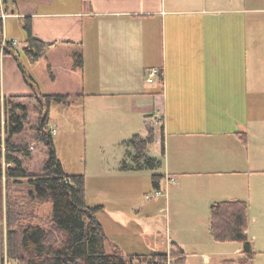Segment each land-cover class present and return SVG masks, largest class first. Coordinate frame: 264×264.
Instances as JSON below:
<instances>
[{
    "label": "crops",
    "instance_id": "0c3cea01",
    "mask_svg": "<svg viewBox=\"0 0 264 264\" xmlns=\"http://www.w3.org/2000/svg\"><path fill=\"white\" fill-rule=\"evenodd\" d=\"M26 17L36 37L54 42L37 63L60 70L50 93L79 96L59 110L78 128L91 122L100 138L147 136L149 116H161L154 141L165 174L160 187L167 176L176 182L168 195L149 199L148 216L164 251L177 243L187 264H241L243 242L217 241L210 222L213 204L243 200L252 263L264 264V0H0L4 38H17L22 50ZM79 52L83 68L75 66ZM153 68L160 74L150 82ZM67 118L50 123L55 140L64 125L71 132ZM173 206L206 214L208 227L161 233L159 214Z\"/></svg>",
    "mask_w": 264,
    "mask_h": 264
},
{
    "label": "trees",
    "instance_id": "16d2710c",
    "mask_svg": "<svg viewBox=\"0 0 264 264\" xmlns=\"http://www.w3.org/2000/svg\"><path fill=\"white\" fill-rule=\"evenodd\" d=\"M24 29L27 40L23 51L30 62L36 63L54 42L36 37L29 17L25 18ZM10 44L11 40L4 38L0 18V51L19 53ZM75 66H84L81 52L75 55ZM48 68L52 73L51 66ZM28 81L33 88L31 94L9 96L2 94L0 83V264H187L186 251L177 243L169 251L150 254L108 252L104 233L93 218L103 205L87 203L85 175L65 170L49 126L52 105L70 106L79 96L42 92L34 79ZM32 112L37 115L35 122L30 120ZM147 127V136L135 133L126 140L133 147L128 151L132 160H124L123 169L162 167V159L149 154V145L155 141L156 134L153 126ZM27 131L47 149V159L38 172L31 167L30 144L20 138ZM163 140L162 137L164 154ZM164 176L153 174L154 188L161 186ZM42 201L53 202V210L46 217L38 213L37 204ZM4 217L8 226L6 238ZM210 227L217 241L243 242L246 256L240 263L253 264L255 252L247 235L246 201L213 204ZM236 263L226 260L224 264Z\"/></svg>",
    "mask_w": 264,
    "mask_h": 264
},
{
    "label": "rangeland",
    "instance_id": "374dc122",
    "mask_svg": "<svg viewBox=\"0 0 264 264\" xmlns=\"http://www.w3.org/2000/svg\"><path fill=\"white\" fill-rule=\"evenodd\" d=\"M10 29H16L17 31L18 24L13 23L11 20ZM10 37L12 38L11 35ZM17 46L15 50L18 49ZM55 56V51L49 55L50 59ZM41 62L44 63L39 65L37 62H30L22 49L17 54L15 52H0L2 94L6 96L11 94H31L33 88L28 81L31 78L38 83V87L42 92L50 93L53 89L51 87L53 86L52 76L61 77V73L55 67H52V73H50L47 63L45 61ZM61 108V105H52V120L50 123L54 122V119L63 121L68 117L67 120L71 118L68 126L72 130L67 132V128L63 124L64 127L62 129L64 130H59L55 134L59 138L55 140L57 153L67 172L85 175L87 203L90 206L103 205V208L95 213L94 218L101 224L108 252L126 253L128 251L133 253L147 251L146 254H150L149 250L164 251L167 247L161 243V236L157 231L158 227L154 226V224L157 225L155 216H148V213L155 208L148 202L149 199L154 198L149 197V191L154 189L152 176L154 173H162L164 169L161 167L142 170L123 169L124 160L128 162L132 160L128 151L133 149L124 139H128L132 134H128V136H117L116 134L113 136L111 134L100 138L91 122H87L88 126L83 123L78 128L79 126H76L78 122H74V117H71L70 114L61 113L59 111ZM36 117L37 115L32 112L30 114L31 122H35ZM80 117L83 118L84 115H80ZM49 126L51 130L54 129L50 124ZM152 126L155 134L161 131L159 125L152 124ZM20 138L28 142L32 149L33 159L31 160V167L37 172L40 171L47 159L46 146L34 140L32 133L29 131ZM149 154L154 156L158 154L154 142L149 145ZM168 194L169 192L165 195ZM37 206L38 213L44 217L48 216L53 210L52 201H42ZM117 209L122 211L120 221L115 215ZM165 211L159 214L162 219L160 220L161 233H166V228H169L174 233V229L180 226L187 229L191 228L192 230H188V233H199L200 229L207 228L209 225V218L208 216L206 217V214L199 218L198 215L193 213H179L180 209H177L176 212L174 206L171 212L169 210ZM257 211L258 208L256 207L255 213ZM156 213L154 212V214ZM168 216L171 217L167 225L166 217L168 218ZM250 218H253V216H250ZM114 220L118 221L114 222ZM3 229L6 238L8 231L6 217L3 220ZM112 232H119L118 238H113ZM115 239L121 244L117 245ZM12 263L14 264L15 262Z\"/></svg>",
    "mask_w": 264,
    "mask_h": 264
},
{
    "label": "built area",
    "instance_id": "2783aa9c",
    "mask_svg": "<svg viewBox=\"0 0 264 264\" xmlns=\"http://www.w3.org/2000/svg\"><path fill=\"white\" fill-rule=\"evenodd\" d=\"M2 16L4 17L5 15L2 14ZM10 40H11L10 45L12 47H16L19 44L18 40L15 38L10 39ZM158 74H160V70H158L157 68L151 69L148 73V79L147 80H149L150 82L153 81L154 78L157 77ZM149 117L152 118L154 124L161 126V124H162L161 116L154 113V114L150 115ZM52 132L54 134L56 132V129L55 128L52 129ZM166 182H167V185L165 188L159 187V188L153 189L151 192H149V197L152 198V197H159L161 195H165L168 192L169 186L171 184H174L176 182V179L173 176L172 177L167 176Z\"/></svg>",
    "mask_w": 264,
    "mask_h": 264
},
{
    "label": "water",
    "instance_id": "95a60500",
    "mask_svg": "<svg viewBox=\"0 0 264 264\" xmlns=\"http://www.w3.org/2000/svg\"><path fill=\"white\" fill-rule=\"evenodd\" d=\"M92 216V215H91ZM94 218V217H93ZM94 221L96 222V224L100 227V229L102 230V228H101V225H100V222L98 221V220H96L95 218H94Z\"/></svg>",
    "mask_w": 264,
    "mask_h": 264
}]
</instances>
